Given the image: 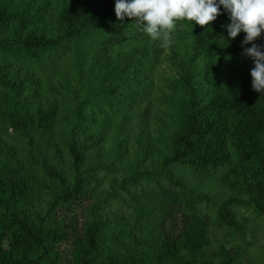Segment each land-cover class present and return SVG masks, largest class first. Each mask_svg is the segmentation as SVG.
Returning a JSON list of instances; mask_svg holds the SVG:
<instances>
[{
	"label": "trees",
	"instance_id": "obj_1",
	"mask_svg": "<svg viewBox=\"0 0 264 264\" xmlns=\"http://www.w3.org/2000/svg\"><path fill=\"white\" fill-rule=\"evenodd\" d=\"M114 8L0 0V264H250L245 213L264 221L251 44L225 38L221 7L206 27L178 22L164 52Z\"/></svg>",
	"mask_w": 264,
	"mask_h": 264
},
{
	"label": "clouds",
	"instance_id": "obj_2",
	"mask_svg": "<svg viewBox=\"0 0 264 264\" xmlns=\"http://www.w3.org/2000/svg\"><path fill=\"white\" fill-rule=\"evenodd\" d=\"M228 14L226 28L228 41L241 32L245 47L243 55L251 58L254 66L250 70L252 89L264 93V45L254 43L264 34V0H115L117 20L130 18L142 26V31L160 47L168 48L174 42L173 33L178 22L187 20L206 27L222 13Z\"/></svg>",
	"mask_w": 264,
	"mask_h": 264
},
{
	"label": "rangeland",
	"instance_id": "obj_3",
	"mask_svg": "<svg viewBox=\"0 0 264 264\" xmlns=\"http://www.w3.org/2000/svg\"><path fill=\"white\" fill-rule=\"evenodd\" d=\"M166 51L167 49L164 48V52ZM65 60L67 61V59ZM162 66H164V62H162L159 67ZM61 68H65V66L61 65ZM80 207L81 205L77 204L72 206L70 209L76 223L80 222ZM245 216L247 217L249 231L245 234V241H247L248 244H246L243 257L246 258L250 264H264V221L255 218L251 210L246 212ZM218 237H220V235H218ZM70 248L69 237L58 244V250L60 251L64 261L69 260Z\"/></svg>",
	"mask_w": 264,
	"mask_h": 264
}]
</instances>
